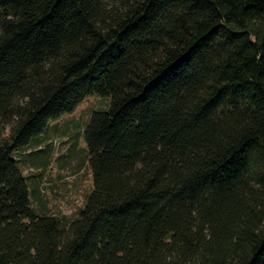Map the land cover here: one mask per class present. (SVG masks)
<instances>
[{
  "label": "trees",
  "instance_id": "trees-1",
  "mask_svg": "<svg viewBox=\"0 0 264 264\" xmlns=\"http://www.w3.org/2000/svg\"><path fill=\"white\" fill-rule=\"evenodd\" d=\"M90 94L69 219L15 154ZM0 264H264V0H0Z\"/></svg>",
  "mask_w": 264,
  "mask_h": 264
},
{
  "label": "rangeland",
  "instance_id": "rangeland-1",
  "mask_svg": "<svg viewBox=\"0 0 264 264\" xmlns=\"http://www.w3.org/2000/svg\"><path fill=\"white\" fill-rule=\"evenodd\" d=\"M107 104L106 98L90 94L75 110L49 123L48 134L40 145L15 154L28 177L31 196L33 188L39 190L38 196H33L38 209L69 219L78 215L93 183L84 128L92 111ZM35 148L42 149L35 163L24 160V153Z\"/></svg>",
  "mask_w": 264,
  "mask_h": 264
}]
</instances>
